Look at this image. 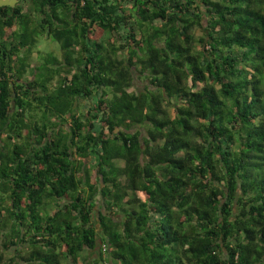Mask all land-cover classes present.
<instances>
[{
    "label": "trees",
    "instance_id": "trees-1",
    "mask_svg": "<svg viewBox=\"0 0 264 264\" xmlns=\"http://www.w3.org/2000/svg\"><path fill=\"white\" fill-rule=\"evenodd\" d=\"M83 251L264 264V0L0 6V264Z\"/></svg>",
    "mask_w": 264,
    "mask_h": 264
},
{
    "label": "rangeland",
    "instance_id": "rangeland-1",
    "mask_svg": "<svg viewBox=\"0 0 264 264\" xmlns=\"http://www.w3.org/2000/svg\"><path fill=\"white\" fill-rule=\"evenodd\" d=\"M191 33L194 35L195 39H197L199 36L202 35V31L201 29L197 26V25H194L191 29ZM194 47L195 48H200V43L198 40H195L194 43H193ZM34 50H37L38 54H39V57L38 58H41L42 59V54L43 55H47L48 52H59L58 50V42L56 40L53 39V37L51 36H47V35H39L38 38H37V41H36V44H35V49ZM40 51V52H39ZM37 53L34 51L33 52V63H35V59L37 57ZM117 56L118 57H121L122 54L121 53H117ZM26 77H29L30 76V73H26L25 75ZM133 78H134V83L129 87V89H136V90H140L142 89L144 86L148 85V86H151L149 85L148 83V80H147V77L146 76H143L141 74H138V73H133ZM164 108H166L167 112L172 115L173 114V106L171 105L170 101H164ZM85 256H86V253L83 251L80 256L78 257V261H77V264H83L85 262ZM99 264H116L115 262H112V261H107V263H104V262H100Z\"/></svg>",
    "mask_w": 264,
    "mask_h": 264
},
{
    "label": "water",
    "instance_id": "water-1",
    "mask_svg": "<svg viewBox=\"0 0 264 264\" xmlns=\"http://www.w3.org/2000/svg\"><path fill=\"white\" fill-rule=\"evenodd\" d=\"M17 2H18V0H0V6H2V5L13 6Z\"/></svg>",
    "mask_w": 264,
    "mask_h": 264
}]
</instances>
